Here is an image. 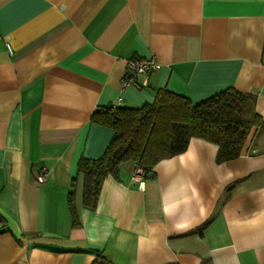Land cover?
Returning <instances> with one entry per match:
<instances>
[{"label":"crops","instance_id":"obj_1","mask_svg":"<svg viewBox=\"0 0 264 264\" xmlns=\"http://www.w3.org/2000/svg\"><path fill=\"white\" fill-rule=\"evenodd\" d=\"M132 57L161 65L144 87ZM162 88L251 93L264 120V0H0V264H264V125L221 163L192 137L140 187L126 162L82 205L78 160L113 134L92 113Z\"/></svg>","mask_w":264,"mask_h":264},{"label":"trees","instance_id":"obj_2","mask_svg":"<svg viewBox=\"0 0 264 264\" xmlns=\"http://www.w3.org/2000/svg\"><path fill=\"white\" fill-rule=\"evenodd\" d=\"M255 103L253 94L233 88L194 104L162 88L155 92L152 102L138 107L96 109L91 122L110 128L113 134L99 157L78 160L82 205L95 206L102 180L109 174L118 178L122 164L136 162L143 168L144 177L150 178L157 162L183 152L192 137L218 146L217 163L237 158L251 128L264 125ZM73 193H69V209L73 225H79Z\"/></svg>","mask_w":264,"mask_h":264},{"label":"built area","instance_id":"obj_3","mask_svg":"<svg viewBox=\"0 0 264 264\" xmlns=\"http://www.w3.org/2000/svg\"><path fill=\"white\" fill-rule=\"evenodd\" d=\"M12 52L11 50H9ZM159 61L154 57H132L127 60L125 73L122 77V85H134L137 88H141L147 85V77L151 71L160 68ZM122 98L119 97L109 106L117 107L121 103ZM144 170L136 162L132 164L131 168V181L137 184L138 187L142 186L145 180ZM45 172L37 175L36 180L43 182L45 180Z\"/></svg>","mask_w":264,"mask_h":264}]
</instances>
